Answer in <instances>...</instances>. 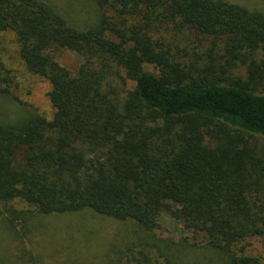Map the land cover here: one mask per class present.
Returning <instances> with one entry per match:
<instances>
[{"label":"trees","instance_id":"trees-1","mask_svg":"<svg viewBox=\"0 0 264 264\" xmlns=\"http://www.w3.org/2000/svg\"><path fill=\"white\" fill-rule=\"evenodd\" d=\"M97 2L103 16L83 30L42 0H0V33L14 34L55 109L0 124V205L91 210L153 230L178 200L171 214L207 247L230 264H262L235 248L264 245V151L251 140L264 138V12L221 0ZM187 33L210 47L191 57ZM60 51L76 54L75 70ZM12 81L0 57L1 97Z\"/></svg>","mask_w":264,"mask_h":264},{"label":"rangeland","instance_id":"rangeland-1","mask_svg":"<svg viewBox=\"0 0 264 264\" xmlns=\"http://www.w3.org/2000/svg\"><path fill=\"white\" fill-rule=\"evenodd\" d=\"M42 1L78 29L94 26L103 16L97 0ZM221 1L264 12V0ZM186 35L188 42L182 45L189 47L191 57L200 56L210 47L206 42L199 43L194 34ZM17 50L14 34L0 33V57L13 77L10 93L0 96V124L25 122L33 114L49 119L55 109L46 96L48 85L26 70ZM59 57L72 70L79 64L75 53L60 51ZM243 71L235 70L234 76L244 77ZM251 140L264 151V138L252 136ZM0 207V264H230L227 255L207 247L202 236L186 230L171 214L180 209L178 200L169 203L170 211L162 214L159 227L153 230L91 210L43 215L18 199L3 202ZM245 245L242 253L235 248L237 253L259 257L264 264V245L255 239Z\"/></svg>","mask_w":264,"mask_h":264}]
</instances>
